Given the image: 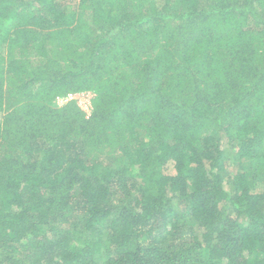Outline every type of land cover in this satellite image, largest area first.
Masks as SVG:
<instances>
[{
	"label": "trees",
	"instance_id": "trees-1",
	"mask_svg": "<svg viewBox=\"0 0 264 264\" xmlns=\"http://www.w3.org/2000/svg\"><path fill=\"white\" fill-rule=\"evenodd\" d=\"M0 264H264V0H0Z\"/></svg>",
	"mask_w": 264,
	"mask_h": 264
},
{
	"label": "built area",
	"instance_id": "built-area-1",
	"mask_svg": "<svg viewBox=\"0 0 264 264\" xmlns=\"http://www.w3.org/2000/svg\"><path fill=\"white\" fill-rule=\"evenodd\" d=\"M94 94L92 92H79V93H70L65 96L58 97L56 102L59 105H64L72 100L76 101L79 107L86 113L87 117L91 116L93 105L92 99Z\"/></svg>",
	"mask_w": 264,
	"mask_h": 264
},
{
	"label": "rangeland",
	"instance_id": "rangeland-1",
	"mask_svg": "<svg viewBox=\"0 0 264 264\" xmlns=\"http://www.w3.org/2000/svg\"><path fill=\"white\" fill-rule=\"evenodd\" d=\"M231 155H232V154H231V151H229V156L231 157ZM235 168H236V167H235Z\"/></svg>",
	"mask_w": 264,
	"mask_h": 264
}]
</instances>
